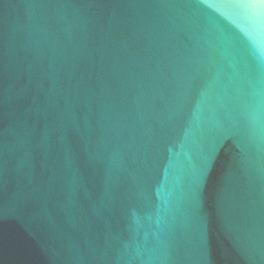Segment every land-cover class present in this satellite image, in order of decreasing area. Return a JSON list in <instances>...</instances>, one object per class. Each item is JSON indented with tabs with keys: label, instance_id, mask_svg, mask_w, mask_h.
Segmentation results:
<instances>
[{
	"label": "water",
	"instance_id": "obj_1",
	"mask_svg": "<svg viewBox=\"0 0 264 264\" xmlns=\"http://www.w3.org/2000/svg\"><path fill=\"white\" fill-rule=\"evenodd\" d=\"M0 264H264V0H0Z\"/></svg>",
	"mask_w": 264,
	"mask_h": 264
}]
</instances>
